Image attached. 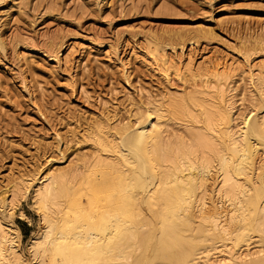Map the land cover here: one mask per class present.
<instances>
[{"label":"rangeland","instance_id":"1","mask_svg":"<svg viewBox=\"0 0 264 264\" xmlns=\"http://www.w3.org/2000/svg\"><path fill=\"white\" fill-rule=\"evenodd\" d=\"M157 55L171 61L166 77ZM219 62L232 124L249 108L263 115L264 83L249 71L264 75V0H0V218L19 227L22 254L41 227L34 189L47 171L90 172L104 153L96 125L131 124L143 108H161L164 140L188 141L183 125L203 114L167 107L192 90L191 74ZM20 178L27 192L14 188ZM250 222L247 212L234 248L252 254L262 242Z\"/></svg>","mask_w":264,"mask_h":264},{"label":"bare ground","instance_id":"2","mask_svg":"<svg viewBox=\"0 0 264 264\" xmlns=\"http://www.w3.org/2000/svg\"><path fill=\"white\" fill-rule=\"evenodd\" d=\"M164 59L155 60L166 77L171 61ZM222 65L191 74L192 90L167 107L203 114L183 125L188 141L164 140L168 125L156 106L143 108L131 124L96 125L104 153L95 155L90 172H81L85 165L49 170L36 184L41 227L28 242V257L19 227L0 218V264H264V114L249 108L232 124L233 88ZM261 72L249 71V81L264 83ZM27 181L14 188L27 192ZM19 197L7 202L11 209ZM247 212L248 229L262 242L252 254L234 248Z\"/></svg>","mask_w":264,"mask_h":264}]
</instances>
